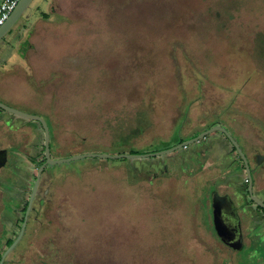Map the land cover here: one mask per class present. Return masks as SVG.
Here are the masks:
<instances>
[{
	"label": "rangeland",
	"instance_id": "374dc122",
	"mask_svg": "<svg viewBox=\"0 0 264 264\" xmlns=\"http://www.w3.org/2000/svg\"><path fill=\"white\" fill-rule=\"evenodd\" d=\"M23 16L0 40V103L44 119L51 159L155 153L213 122L230 130L229 119L264 203V0H33ZM0 119L1 255L24 223L44 137L35 120L2 109ZM166 157L44 166L23 235L0 264H264L249 196L228 191L248 212L235 251L205 207L215 164L149 184L141 170L160 172Z\"/></svg>",
	"mask_w": 264,
	"mask_h": 264
},
{
	"label": "flooded vegetation",
	"instance_id": "af4514ba",
	"mask_svg": "<svg viewBox=\"0 0 264 264\" xmlns=\"http://www.w3.org/2000/svg\"><path fill=\"white\" fill-rule=\"evenodd\" d=\"M23 15L21 17H25ZM14 36H15V34L12 33L10 37H14ZM21 55H23V54H21ZM228 120L229 119H227V126L229 127L230 130H228V128H225V129L229 133V135L233 138V140L238 143L239 148L241 149V151L245 155L247 162L249 164V167L251 170V176H252V168L250 165V161H249L245 146L242 144L239 137L236 136L237 137L236 139L233 137V134L235 135V133H234L233 129L231 128L230 124L228 123ZM220 125L221 124L213 122V124H211V125L204 126V127L199 129L200 131L197 130L196 134L194 133V135H191L187 140L195 138L201 132L210 129L211 127L220 126ZM213 133L215 134L216 132L214 131ZM221 134H222V136L217 134V135H215V137L214 136L210 137L211 135H213L211 133V134L207 135L205 138L199 140L198 142H195L193 147H191L190 145H192V144H190V145L186 146L185 148H182L185 150V152H179V153H177V155H173L174 152L167 154L168 157H166V159H164L163 162L159 163V165H156L157 169L161 170L160 172L155 173L153 170H150V169L149 170L148 169L147 170H141V172L142 173L147 172V176H149V178H150L149 184L151 183V180L153 178L157 179L159 177H161V178H171V177L179 178V177L184 176L185 178H191L192 179V177H194L200 169L205 168V163L207 161L211 160V164L212 163L215 164V169L219 172L218 175L213 178L211 183H209L207 189H205V191H207V190L209 191V195H210V199L208 197L209 205L205 204V207L210 208V212H211L210 219H211L212 230L215 233V230L213 227V222H212V196L215 193L220 195V196H228L230 201L232 202V204L234 206L235 213L237 214L238 219H239V228H240V233L242 236V244H243L242 221L244 220L243 217H246V214L248 215V212L247 213L243 212L244 207L242 208L241 211L238 210L236 203H234V201H232V199L230 198V195H229L230 192H228V191L231 190V192H232L231 194L233 195L238 190L239 195L241 196V198H243L242 201H244L245 200L244 199L245 198L244 193L247 196H249L248 191H247L248 186H247V184L240 183L239 180L237 179L239 174L237 175L234 173L236 165L237 166L241 165L238 162V158H240V156L238 155L236 150H233L234 147H233L232 143L228 140L226 135L222 132H221ZM182 142H184V141L176 142L172 146H167V147L164 145V149H162V150L170 149V148L175 147L176 145H178ZM256 155H259V154L253 155L254 160H255ZM242 164H243V162H242ZM255 164H256V160H255ZM156 166H154V167H156ZM152 168H153V166H152ZM12 170H15V168L12 167L11 171ZM29 179H30V177H29ZM35 179H34V182H35ZM245 179H246V177H245ZM39 180H40V175H39ZM234 181L237 183V186H235V187H234ZM218 182L220 183L219 185H217ZM220 187L224 188L225 191L221 192ZM37 188H38V186H37ZM213 188H215V189H213ZM253 188H255V184H254L253 177H252V189ZM219 191L221 193H219ZM240 191H242V192H240ZM260 191H262V190H260ZM36 192H37V189H36ZM239 195H237V196H239ZM35 196H36V193H35L34 197ZM45 196H46V192L45 193L40 192V197L38 198V200H37L38 202H37V205L35 207L36 211H37V208H42L43 205L46 204L45 199L43 198ZM34 197H33V200H34ZM28 199H29V197H28ZM28 199L26 201H28ZM249 200L251 201L250 196H249ZM261 203L263 204V207H260L257 205L259 210L251 209L252 212H249L251 217L248 218V220L249 221L250 220H252V221L256 220V223H259L258 224L259 226L255 229V231H256L255 236H257L259 238L261 237L264 239V226H263L264 225V203L263 202H261ZM32 207L33 206L31 203L30 209ZM248 207H249V205H248ZM25 211H26V209H25ZM25 211H24V216H25ZM28 216H29V213H28L27 217ZM36 216H37V214H36ZM245 219H247V218H245ZM32 222H34V221H32ZM248 227H249V222L247 221V226H246L245 230L248 231V233H249L252 230H249ZM227 248H229V247H227ZM263 261L264 260L261 259L260 263H262ZM257 263H259V262H257Z\"/></svg>",
	"mask_w": 264,
	"mask_h": 264
},
{
	"label": "water",
	"instance_id": "95a60500",
	"mask_svg": "<svg viewBox=\"0 0 264 264\" xmlns=\"http://www.w3.org/2000/svg\"><path fill=\"white\" fill-rule=\"evenodd\" d=\"M32 1L33 0H20L18 2L14 10L9 15L8 19L0 27V40L11 30L13 25L24 14V12L29 7ZM0 109L8 113H11L13 115H16L18 117L35 120L41 125L42 130H43V137H44L43 150H44V158H45L44 165L40 167L38 174L36 176L32 191L29 195V199H28V203H27V207L25 211V219H24L23 225L21 226L20 233L18 234L16 239L11 243V245L2 254L1 263L4 260V258L11 252V250L17 245L21 236L23 235L26 218L30 211L31 203H32L33 197L36 193V189L38 186L40 171L46 165L69 163V162L84 159V158H100V159L114 160V159H143V158H149V157H156V156H161V155L172 153L181 148H185L186 146L193 144L195 142H198L199 140L205 138L207 135L213 133L214 131H220L224 133L226 137L228 138V140L232 143L233 147L235 148L236 152L238 153V155L240 156L243 162L246 182L248 186L247 191H248L251 201H253L256 205L263 207V204L260 201H258L252 194L251 170H250V167H249V164L247 162L245 155L239 148L238 143L234 141L233 138L229 135V133L220 126L211 127L210 129L201 132L199 135H197L193 139L184 141L170 149H166V150L155 152V153H148V154H143V155H126V154L101 155V154H88L87 153V154L71 156L66 159H51L50 150H49V137H50L49 129L44 119H42L39 116H33V115L19 112L1 103H0ZM255 160H256V164L259 165L260 163H262L263 157L261 155H257L255 157ZM6 162H7L6 151L3 149H0V169H2L6 165ZM212 222H213L215 233L223 245L235 251L241 248L242 236H241L240 228H239V219H238L237 214L235 213L234 206L228 196H220L216 193L212 196Z\"/></svg>",
	"mask_w": 264,
	"mask_h": 264
},
{
	"label": "built area",
	"instance_id": "2783aa9c",
	"mask_svg": "<svg viewBox=\"0 0 264 264\" xmlns=\"http://www.w3.org/2000/svg\"><path fill=\"white\" fill-rule=\"evenodd\" d=\"M20 0H1L0 2V27L8 19Z\"/></svg>",
	"mask_w": 264,
	"mask_h": 264
},
{
	"label": "trees",
	"instance_id": "16d2710c",
	"mask_svg": "<svg viewBox=\"0 0 264 264\" xmlns=\"http://www.w3.org/2000/svg\"><path fill=\"white\" fill-rule=\"evenodd\" d=\"M52 137V136H51ZM53 140H54V134H53ZM164 148V147H163ZM233 150H235L234 148H233ZM133 153H135V152H133ZM43 161L45 162V158H43ZM238 162L241 164L240 166L238 165H236V168H235V171H238V173H237V175L238 174H240L241 172H243L244 171V166H243V164H242V161H241V159L240 158H238ZM245 181H246V179H245ZM245 184H247V182H245ZM252 202V201H251ZM27 203H28V201H25V203H24V205H23V207H22V213L25 211V209H26V207H27ZM14 240L13 239H8V240H6V248L7 247H9L10 245H11V243L13 242ZM2 255V254H1ZM1 255H0V257H1ZM264 260V259H263ZM262 263H264V261L262 262ZM255 264V263H254Z\"/></svg>",
	"mask_w": 264,
	"mask_h": 264
},
{
	"label": "crops",
	"instance_id": "0c3cea01",
	"mask_svg": "<svg viewBox=\"0 0 264 264\" xmlns=\"http://www.w3.org/2000/svg\"><path fill=\"white\" fill-rule=\"evenodd\" d=\"M0 2H1V0H0ZM14 33V32H13ZM12 34V33H11ZM15 34V33H14ZM1 120V119H0Z\"/></svg>",
	"mask_w": 264,
	"mask_h": 264
}]
</instances>
